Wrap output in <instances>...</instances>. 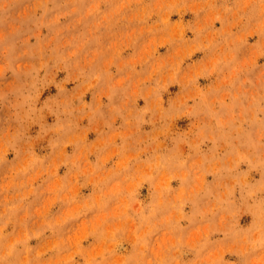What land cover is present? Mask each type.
Instances as JSON below:
<instances>
[{
  "label": "rangeland",
  "instance_id": "374dc122",
  "mask_svg": "<svg viewBox=\"0 0 264 264\" xmlns=\"http://www.w3.org/2000/svg\"><path fill=\"white\" fill-rule=\"evenodd\" d=\"M0 264H264V0H0Z\"/></svg>",
  "mask_w": 264,
  "mask_h": 264
}]
</instances>
